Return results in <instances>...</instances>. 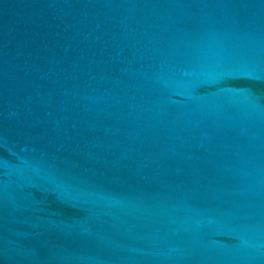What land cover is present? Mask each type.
Listing matches in <instances>:
<instances>
[{
    "label": "water",
    "instance_id": "water-1",
    "mask_svg": "<svg viewBox=\"0 0 264 264\" xmlns=\"http://www.w3.org/2000/svg\"><path fill=\"white\" fill-rule=\"evenodd\" d=\"M0 264H264V0H0Z\"/></svg>",
    "mask_w": 264,
    "mask_h": 264
}]
</instances>
